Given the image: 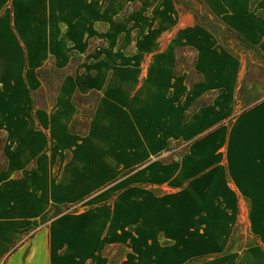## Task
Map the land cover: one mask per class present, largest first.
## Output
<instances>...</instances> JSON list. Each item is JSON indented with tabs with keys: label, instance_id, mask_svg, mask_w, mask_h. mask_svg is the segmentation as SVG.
<instances>
[{
	"label": "crops",
	"instance_id": "obj_1",
	"mask_svg": "<svg viewBox=\"0 0 264 264\" xmlns=\"http://www.w3.org/2000/svg\"><path fill=\"white\" fill-rule=\"evenodd\" d=\"M103 1L0 0V259L51 206L82 203L33 235L39 244L47 239L49 252L66 243L67 264H86L92 253L96 264H109L112 255H95L118 245V264H264V98L229 118L230 101L208 80L218 63L200 24L173 41L197 46L200 81L189 86L174 69L152 65L141 85L123 91L82 83L70 69L88 53ZM205 2L264 52V0ZM172 46L156 53L174 67ZM48 66L72 73H60L52 106L35 92ZM182 80L190 99L210 93L211 103L189 111L191 100L178 102L187 92ZM92 91L99 98L87 132H72L74 95ZM65 216L78 220L66 228ZM244 222L255 240L238 247Z\"/></svg>",
	"mask_w": 264,
	"mask_h": 264
},
{
	"label": "rangeland",
	"instance_id": "obj_2",
	"mask_svg": "<svg viewBox=\"0 0 264 264\" xmlns=\"http://www.w3.org/2000/svg\"><path fill=\"white\" fill-rule=\"evenodd\" d=\"M131 0L126 4L127 0H104L101 3L100 10L96 12L95 26L91 29V38L89 40L88 53H80L76 56L70 70H74V78H81L82 83H96L98 91H103L109 86L119 92L125 88H134L141 85L146 77L145 72L152 67H158L161 71L170 70L176 74H182L187 79L182 80L183 91L186 92L178 99V102L189 101L190 110L197 108L202 103H211L214 96L210 93L190 99V86L199 79V75L195 71V57L198 54L197 46L191 44H174V37L183 36L185 27L192 26V30L196 27L200 28V24L213 37V43L208 44L215 60L204 61V67L210 68L208 62L216 61L218 65L210 70L208 80L218 93L222 92L224 103L230 101V115L234 116L245 107L254 104L264 98V52L258 45L248 40L245 36L233 29L227 23L223 22L207 5L205 0H180L190 7L187 8L182 3L179 6L170 0ZM193 10L204 20L207 25L204 26ZM209 29H208V28ZM202 29V28H200ZM201 32L192 35H203ZM171 49L176 54L175 66H172V59L166 54H161L160 60H157V50ZM172 51V50H171ZM156 59V61H155ZM170 60V61H169ZM157 62V63H156ZM65 73L63 79L71 77L72 73L67 72L66 68L62 71L53 66H48L40 72L42 86L36 90L37 101L54 100L53 90L59 85V74ZM81 75V76H80ZM184 79V78H183ZM63 81V80H62ZM187 83V84H186ZM193 86V85H192ZM41 88L42 89L41 91ZM123 89V90H122ZM224 90V91H222ZM213 91V90H210ZM194 93V88L192 89ZM226 95H229L228 97ZM43 96V98H42ZM96 96H91L81 102L80 112L76 116L78 120L75 126L80 129L86 124ZM53 102V101H52ZM53 102L50 106H52ZM49 106V107H50ZM48 107V108H49ZM188 113V112H187ZM175 152H181L185 145L179 141L172 144ZM172 153L166 154L164 158H169ZM69 158L68 153H64L63 163ZM62 159V158H61ZM55 205L52 211L55 212L51 217L59 214L56 211L72 212L80 208V203L69 205ZM60 212V213H61ZM41 217L33 224V228L22 230L16 234L13 244V255L8 256V251L0 259V264H67L65 259V245L60 248L59 252H49L47 239L39 244L37 239L33 238L35 231L42 225L46 226L50 218ZM64 226L67 228L75 223L78 218H64ZM247 227L245 222L242 231L236 233L234 242L239 241L238 247L254 241L245 234ZM64 233L69 234L67 231ZM242 243V244H241ZM123 253L122 246H114L113 248H104L102 252H97L95 256L101 257L112 255L109 264H118V259ZM89 259H84L86 264H96L99 259H95L93 253ZM8 257V258H7ZM79 260V259H77Z\"/></svg>",
	"mask_w": 264,
	"mask_h": 264
},
{
	"label": "trees",
	"instance_id": "obj_3",
	"mask_svg": "<svg viewBox=\"0 0 264 264\" xmlns=\"http://www.w3.org/2000/svg\"><path fill=\"white\" fill-rule=\"evenodd\" d=\"M177 2H179V3H182L183 5H185L187 8H189L190 9V7L188 6V5H186V4H184V2L183 1H180V0H176ZM193 13H194V15H195V17H197V19L201 22V23H203L204 25H207V23H206V20H204L202 17H200L194 10H193ZM41 72V70L39 71V73ZM199 75V74H198ZM58 78H61V74H59V76H58ZM201 80V76H199V79L198 80H196L195 82H197V81H200ZM54 92V91H53ZM96 96V99H95V102H94V105L96 104V102L98 101V98H99V93L97 92V91H92L90 94H88V95H82V94H80V93H76L75 95H74V98H73V102H74V104L77 106V107H81V102L84 100V99H86V98H88V97H91V96ZM46 102L44 101H42V103H41V105H46L45 104ZM94 105H93V107H92V111H93V108H94ZM92 113V112H91ZM90 113V114H91ZM91 116V115H90ZM75 124H76V122H73L72 124H71V126H70V130L72 131V132H75V133H78V134H81V135H83V134H85L86 132H87V126H88V122H86V124H84V126L82 127V128H80V129H78L76 126H75ZM1 168H3V163L2 162H0V169ZM54 207V205L53 206H51V208L43 215V217H46L47 216V218H49V217H51L52 216V214L53 213H55V212H53L52 211V208ZM70 206L69 205H66L64 208H69ZM62 211V210H61ZM60 211V212H61ZM59 211H56V213H60ZM36 222H37V220L34 222V224H36ZM31 228H33V225L32 226H30V228H28V230L29 229H31Z\"/></svg>",
	"mask_w": 264,
	"mask_h": 264
}]
</instances>
